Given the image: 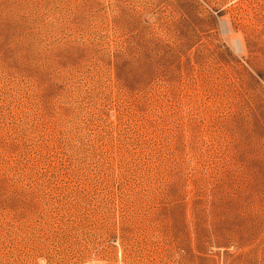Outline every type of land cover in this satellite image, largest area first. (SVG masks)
I'll return each mask as SVG.
<instances>
[{"label": "rangeland", "instance_id": "obj_1", "mask_svg": "<svg viewBox=\"0 0 264 264\" xmlns=\"http://www.w3.org/2000/svg\"><path fill=\"white\" fill-rule=\"evenodd\" d=\"M264 264V0H0V264Z\"/></svg>", "mask_w": 264, "mask_h": 264}, {"label": "built area", "instance_id": "obj_2", "mask_svg": "<svg viewBox=\"0 0 264 264\" xmlns=\"http://www.w3.org/2000/svg\"><path fill=\"white\" fill-rule=\"evenodd\" d=\"M115 264H124L123 262H118V263H115Z\"/></svg>", "mask_w": 264, "mask_h": 264}]
</instances>
